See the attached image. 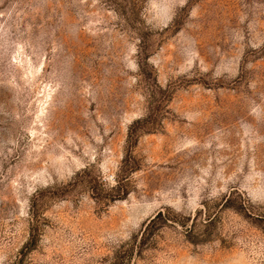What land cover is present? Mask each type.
Wrapping results in <instances>:
<instances>
[{
	"label": "rangeland",
	"instance_id": "374dc122",
	"mask_svg": "<svg viewBox=\"0 0 264 264\" xmlns=\"http://www.w3.org/2000/svg\"><path fill=\"white\" fill-rule=\"evenodd\" d=\"M133 241L130 264H264V0H0V264Z\"/></svg>",
	"mask_w": 264,
	"mask_h": 264
},
{
	"label": "trees",
	"instance_id": "16d2710c",
	"mask_svg": "<svg viewBox=\"0 0 264 264\" xmlns=\"http://www.w3.org/2000/svg\"><path fill=\"white\" fill-rule=\"evenodd\" d=\"M136 129H132V131L130 132V138H134L136 137ZM126 172L124 174V177L122 176V178L120 180H118V185L114 186L112 189L108 190L107 195L108 196H104L106 198L109 197V200L111 199H115L114 197H123L127 194V190L125 188V184H124V179H126ZM91 183V182H90ZM93 193H101V191L103 192L105 189L103 188L102 185H98V181L97 184L96 182L93 184L91 183L90 185ZM174 222V218H172L169 214H166L163 211H159L148 223V225L146 226L145 230L143 231L142 235H141V240L138 243V246L140 245L141 247L143 246V244H145V242L149 241V239L152 237V235L154 234V232L159 228L158 224H160V222ZM213 221V218H211L210 216H208V218L205 220L204 225L208 226L209 224H211V222ZM183 226L185 227V231L188 235L193 236L195 235V223L192 222V224H188L187 222H182ZM134 241L132 242V244L130 246H127L126 244L120 246V248H118V250H116V252L114 253V262L112 264H130L131 262V257L132 254L134 253V248L135 246L133 245Z\"/></svg>",
	"mask_w": 264,
	"mask_h": 264
}]
</instances>
